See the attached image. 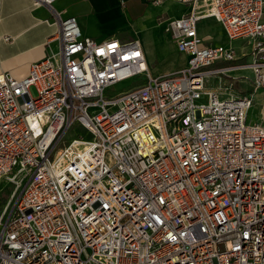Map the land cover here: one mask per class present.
I'll return each mask as SVG.
<instances>
[{"label": "built area", "instance_id": "2783aa9c", "mask_svg": "<svg viewBox=\"0 0 264 264\" xmlns=\"http://www.w3.org/2000/svg\"><path fill=\"white\" fill-rule=\"evenodd\" d=\"M176 1L190 5L165 25L187 55L176 72L151 75L138 40H96L56 11L55 47L24 76L0 72V181L20 187L0 264H264V125L247 119L252 94L206 85L249 68L264 89V0ZM205 17L249 39L250 61L203 44Z\"/></svg>", "mask_w": 264, "mask_h": 264}, {"label": "crops", "instance_id": "0c3cea01", "mask_svg": "<svg viewBox=\"0 0 264 264\" xmlns=\"http://www.w3.org/2000/svg\"><path fill=\"white\" fill-rule=\"evenodd\" d=\"M189 10L190 5L176 0H54L52 8L43 3L34 4L33 0H0V72L24 76L33 61L55 47V42L48 45L47 41L59 27L56 11L61 18L74 16L82 34L96 40L108 37L138 40L151 75L173 73L186 65L187 55L177 50L165 25L169 19ZM197 32L205 45L231 46L237 56L235 63L250 61V40L228 38L214 17L200 19ZM223 64L217 61L212 67ZM251 77L249 68H237L210 76L206 85L215 88L231 83L233 93L252 94L247 119L264 125V89L253 91Z\"/></svg>", "mask_w": 264, "mask_h": 264}, {"label": "rangeland", "instance_id": "374dc122", "mask_svg": "<svg viewBox=\"0 0 264 264\" xmlns=\"http://www.w3.org/2000/svg\"><path fill=\"white\" fill-rule=\"evenodd\" d=\"M142 81H143V77L140 76L126 78L114 84L113 86L107 88L105 90V95H113L120 90L129 88ZM30 92L33 96L36 95V91L33 86L30 87ZM77 130H79L80 132L83 131L81 127H78ZM19 189L20 187L16 189L15 183H13L11 180L7 178L0 181V212L3 209V207L8 203L11 194L14 191L15 193H18Z\"/></svg>", "mask_w": 264, "mask_h": 264}]
</instances>
